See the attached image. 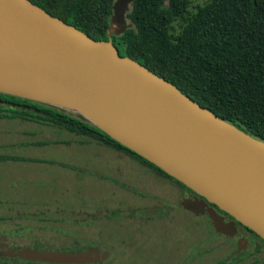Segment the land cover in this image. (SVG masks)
I'll use <instances>...</instances> for the list:
<instances>
[{
    "label": "water",
    "instance_id": "obj_1",
    "mask_svg": "<svg viewBox=\"0 0 264 264\" xmlns=\"http://www.w3.org/2000/svg\"><path fill=\"white\" fill-rule=\"evenodd\" d=\"M132 1H112L107 37L97 40L30 0H0V93L77 113L264 240V141L118 53L111 35L127 26ZM178 205L205 211L216 231L233 229L202 199ZM105 255L94 247L0 251L48 263L94 262Z\"/></svg>",
    "mask_w": 264,
    "mask_h": 264
},
{
    "label": "rangeland",
    "instance_id": "obj_2",
    "mask_svg": "<svg viewBox=\"0 0 264 264\" xmlns=\"http://www.w3.org/2000/svg\"><path fill=\"white\" fill-rule=\"evenodd\" d=\"M204 1L190 0L189 10ZM0 154L32 159L0 161V233L10 248L77 252L94 247L106 253L86 263L13 259L4 264H183L199 243L210 241L204 236L207 219L176 206L179 184L123 150L46 121L5 117L0 118ZM223 251L219 245L187 264H214ZM261 257L259 251L229 264H258Z\"/></svg>",
    "mask_w": 264,
    "mask_h": 264
},
{
    "label": "trees",
    "instance_id": "obj_3",
    "mask_svg": "<svg viewBox=\"0 0 264 264\" xmlns=\"http://www.w3.org/2000/svg\"><path fill=\"white\" fill-rule=\"evenodd\" d=\"M30 1L94 39L107 37L113 0ZM189 1L133 0L125 13L127 26L111 35L118 53L137 60L199 105L264 141V0H205L192 11ZM0 103L7 104L0 105V118L46 121L87 136L123 150L185 187L75 112L3 93ZM49 143L58 142H32ZM25 159L0 154V161Z\"/></svg>",
    "mask_w": 264,
    "mask_h": 264
},
{
    "label": "flooded vegetation",
    "instance_id": "obj_4",
    "mask_svg": "<svg viewBox=\"0 0 264 264\" xmlns=\"http://www.w3.org/2000/svg\"><path fill=\"white\" fill-rule=\"evenodd\" d=\"M158 173L159 172L157 171V174ZM180 187L182 188V194L176 204L177 207H180L178 204L183 199H194V198L196 200L202 199L203 202L205 203V207H210L211 209H213L215 213H217L220 217H222V220L224 223H229V222L233 223V229L231 230V233L226 234L223 232L216 231L214 229V227L211 224V220L207 216L205 211L195 212V211L184 209L195 217L203 216L207 219V222L210 228L206 227L204 236H209L210 241L208 244L199 243V246L195 249V254L189 259V261H187L186 263L183 262V264H187L188 262L198 263L200 260L204 258V256L209 254L213 249H215L219 245H223V248L225 250L223 252L225 253H224V256L222 255L218 259H215L213 262L214 264H229L230 262L235 263L241 260L242 258L246 257V255L254 254L259 251L262 252V257L260 258V261L258 262V264H264V240L263 239H261L257 234H255L252 230H250L246 226L235 221L230 215L218 209L215 204L206 201L204 198H202L199 195H196L190 189H186L185 187H182V186ZM157 213L159 212L157 211L156 214ZM210 230L212 231L211 235H210ZM208 231H209V234H208ZM213 233L220 236L216 241H213V238L211 237L212 235H214ZM8 248H10V245L8 243L7 236L0 233V251L6 250ZM230 248H232V251H230ZM98 252L101 253L102 251L98 250ZM223 252L221 254H223ZM13 259L14 258L0 256V263H2L1 261L13 260ZM255 261H258V260H255Z\"/></svg>",
    "mask_w": 264,
    "mask_h": 264
},
{
    "label": "crops",
    "instance_id": "obj_5",
    "mask_svg": "<svg viewBox=\"0 0 264 264\" xmlns=\"http://www.w3.org/2000/svg\"><path fill=\"white\" fill-rule=\"evenodd\" d=\"M113 148V147H112ZM115 149V148H114ZM117 150V149H116ZM119 150V149H118Z\"/></svg>",
    "mask_w": 264,
    "mask_h": 264
}]
</instances>
